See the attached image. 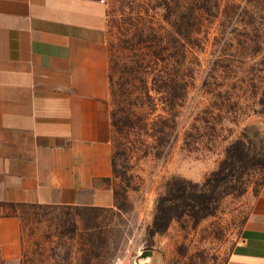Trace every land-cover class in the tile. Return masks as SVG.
<instances>
[{"label": "rangeland", "instance_id": "374dc122", "mask_svg": "<svg viewBox=\"0 0 264 264\" xmlns=\"http://www.w3.org/2000/svg\"><path fill=\"white\" fill-rule=\"evenodd\" d=\"M105 6L115 206L11 207L22 222L21 264H226L264 183V0H105ZM140 21L157 34H137ZM145 52L151 66L145 76L173 86L171 96L167 88L150 91L161 97L156 114L176 122L165 145L150 136L155 130L126 125V108L143 87L145 69L136 57ZM236 143L245 155L231 165L225 160ZM222 167L228 185L211 214L198 221L184 215L150 235L169 180L202 185Z\"/></svg>", "mask_w": 264, "mask_h": 264}, {"label": "crops", "instance_id": "0c3cea01", "mask_svg": "<svg viewBox=\"0 0 264 264\" xmlns=\"http://www.w3.org/2000/svg\"><path fill=\"white\" fill-rule=\"evenodd\" d=\"M102 0H0V264H21L11 204L115 206ZM226 264H264V183Z\"/></svg>", "mask_w": 264, "mask_h": 264}, {"label": "trees", "instance_id": "16d2710c", "mask_svg": "<svg viewBox=\"0 0 264 264\" xmlns=\"http://www.w3.org/2000/svg\"><path fill=\"white\" fill-rule=\"evenodd\" d=\"M147 23L140 21L134 26L137 34L144 36L147 29L157 34V28ZM140 41L144 44L143 40L140 39ZM164 49L166 50L167 48L164 47ZM140 56L137 55L135 64L139 63L141 65L140 68L145 69L142 76L143 87L138 90L139 94L136 92L137 95H135V100L130 103L131 106L126 108V125L133 130H155L156 133L150 134V136L158 145H163V141L165 145V143L170 142L173 135L172 128L176 122L171 121L169 117L156 114L158 109V102L156 100H160L161 97L156 98L155 95L161 93V89L167 88V94L171 96L173 86L159 78V75L150 82L149 78L145 76L149 74L148 67L151 68L149 64H145L147 53H142ZM149 82L151 86H149ZM110 84L111 97H113L111 76ZM152 90L155 92V95L151 94L150 91ZM144 141V146L148 147L146 140ZM233 148L237 150L231 151V153L229 151V157L225 160L226 163L230 161L229 164L231 165L232 163L237 164L236 160L240 161L239 159L245 155V147L241 143H236L233 145ZM146 152V154L150 153L149 150H146ZM226 170V167H222L214 171L202 185L182 177H173L169 180L165 193L160 195L157 200L153 224L149 228L150 235L165 231L173 219L184 215H188L198 221L211 214L225 193L223 189H226L228 185L229 174ZM11 205L12 207L40 206L37 203H15Z\"/></svg>", "mask_w": 264, "mask_h": 264}, {"label": "built area", "instance_id": "2783aa9c", "mask_svg": "<svg viewBox=\"0 0 264 264\" xmlns=\"http://www.w3.org/2000/svg\"><path fill=\"white\" fill-rule=\"evenodd\" d=\"M103 2H105V0H102Z\"/></svg>", "mask_w": 264, "mask_h": 264}]
</instances>
